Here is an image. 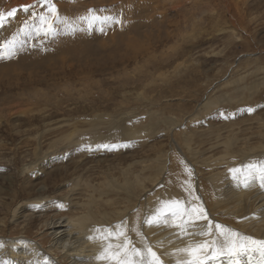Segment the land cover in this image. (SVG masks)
I'll return each mask as SVG.
<instances>
[{"label":"rangeland","instance_id":"1","mask_svg":"<svg viewBox=\"0 0 264 264\" xmlns=\"http://www.w3.org/2000/svg\"><path fill=\"white\" fill-rule=\"evenodd\" d=\"M51 5L56 31L37 34ZM13 9L0 24V46L22 43L0 56V263L21 239L26 263L73 264L52 233L73 220H128L133 245L173 229L264 240V180L244 167L264 166V0H0ZM179 196L206 218L151 216Z\"/></svg>","mask_w":264,"mask_h":264},{"label":"bare ground","instance_id":"2","mask_svg":"<svg viewBox=\"0 0 264 264\" xmlns=\"http://www.w3.org/2000/svg\"><path fill=\"white\" fill-rule=\"evenodd\" d=\"M243 194L244 193L242 192L240 194V197H242ZM172 195H175L177 197L176 199H178L177 194L167 193L168 197H172ZM184 198L188 201H190L191 199L190 196L189 199L188 197ZM184 198H181L179 196L178 200L181 202L183 208H185V202L183 201ZM240 201L241 200L239 198L238 204L240 203ZM196 206V202L190 204V206L187 208L189 213L192 212V209ZM156 207H158L162 212L167 209L165 208V204L156 202L151 210L153 211L151 212L152 217L156 216L158 213L157 211H154L157 209ZM152 217H148V219L150 220ZM261 220L262 219H260V221ZM174 222V218H168L165 221L164 227L169 228L173 225ZM56 225H54V231L52 232L56 236V244L59 242V248L63 251H66L67 255L70 254L74 257L75 260L73 264H118V261L122 259L133 260L135 261V264H147L148 260L150 259V256L147 251L149 248H151L152 251L156 253V256L161 262V264H185V262L192 259V256L189 254L188 250L204 242H207L209 244L208 248L203 249L199 253L200 258L204 260V264H259V260L261 262L262 260H264V255L259 249H251L250 251L240 253L237 256H232L225 253L224 255L211 258L212 250L214 248H219V246L224 243V241L219 240L218 232L213 236H208V233L213 232L209 228H207V230H201L202 232H206L205 237L208 236L206 238H201L196 235H179V233L174 232L175 230L173 229V232L168 234L166 237H163L160 240L158 238L153 240L152 234L149 233L151 231L149 230L150 226L146 223L144 225V230H146L145 232L149 230V239L151 242L153 241V244L145 245V243L138 238L134 241L135 243L133 245L131 244L132 239H130V237L132 238L133 233L131 231V227L128 220L122 221L119 225L111 227L109 230L105 228H97L98 225L96 227L92 226L90 228L87 227V225L85 226V223H82L81 221L76 222L74 220L72 221V223L68 222L65 226L66 228H63L64 226L61 225ZM78 225L81 226L80 231L83 234H86L83 238H81L79 235L74 237L73 235H71V233H67L65 235L64 231H66V229L67 231L68 229L73 230L72 226H74L75 228ZM202 229H204V227H202ZM95 232L98 233L97 236H95ZM108 233H112V235L109 236ZM254 239L263 240L262 238ZM125 241H127L126 246ZM18 243L20 244V246H22L17 250V248L13 245ZM24 244L25 242L21 239L13 240L11 242V245L13 246V249L11 251L12 255H17V258H14L16 259L15 261L14 259L9 258V264H31L26 263V259L28 258V256H25L26 252H24L23 254L21 253L23 252V250L26 249ZM28 244L31 245V243ZM133 249L140 250V254L134 255L132 251ZM106 252L107 255L105 254ZM29 253L31 254V251ZM113 253L117 254L115 258H112ZM206 254L208 257L207 259L205 258ZM19 256H22V259H19Z\"/></svg>","mask_w":264,"mask_h":264},{"label":"snow or ice","instance_id":"3","mask_svg":"<svg viewBox=\"0 0 264 264\" xmlns=\"http://www.w3.org/2000/svg\"><path fill=\"white\" fill-rule=\"evenodd\" d=\"M15 9L8 11L7 15L4 13H0V24H3L5 20L8 17H11L15 13ZM57 16V10L55 8V5H51L49 8V14L42 15L39 17V26L35 27V31L37 34H40L41 32L44 35H47L51 32L56 31V29L53 26V20L50 17H56ZM91 19H97L96 16H92ZM103 19H109V17H103ZM23 31V30H22ZM18 46L22 47V43L16 39L14 36L10 41H6L3 46H0V56L3 55H12L15 53V50ZM249 112L253 111L252 108L247 109ZM247 168V176L250 177L253 174L258 173L262 180H264V166L262 165H246L244 166ZM233 174V178H238V173L241 172L240 168H232L229 170ZM247 180H245V183ZM165 208H167L169 211H171L173 216H176L178 214H185V215H192L195 214L199 218H206L204 214L203 209H197L193 208L192 212H187L186 209H184L181 205L180 201H171L165 204ZM151 222V221H150ZM217 230H221L222 226L217 224L216 226ZM122 234V233H121ZM109 236L112 235V233H108ZM221 235L224 236V243H222L219 248H214L212 250V257L215 258L216 256L224 255L227 253L228 255L237 256L240 253L248 252L251 249H259L262 253H264V240H256L252 237H243L242 241L233 239L234 236H238L236 233H228V232H221ZM127 245V241H125V246ZM209 244L207 242H204L202 244L197 245L196 247L189 249V254L192 256V259L185 262V264H204V260H202L199 256V253L205 249L208 248ZM134 255H139L140 250L133 249ZM148 254L150 256V259L148 260L147 264H161L159 259L156 256V253L152 251L151 248L148 250ZM107 255V252L105 253ZM116 253L112 254V258L116 257ZM205 258L207 259V254L205 255ZM118 264H135V261L133 260H119Z\"/></svg>","mask_w":264,"mask_h":264}]
</instances>
